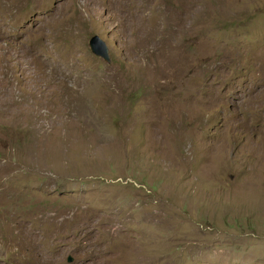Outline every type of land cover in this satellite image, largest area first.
<instances>
[{"label": "rangeland", "instance_id": "374dc122", "mask_svg": "<svg viewBox=\"0 0 264 264\" xmlns=\"http://www.w3.org/2000/svg\"><path fill=\"white\" fill-rule=\"evenodd\" d=\"M0 264H264V0H0Z\"/></svg>", "mask_w": 264, "mask_h": 264}, {"label": "water", "instance_id": "95a60500", "mask_svg": "<svg viewBox=\"0 0 264 264\" xmlns=\"http://www.w3.org/2000/svg\"><path fill=\"white\" fill-rule=\"evenodd\" d=\"M90 51L97 57L102 58L107 63L111 62L109 50L106 43L98 36L93 35L88 41ZM68 261H72V257L68 258Z\"/></svg>", "mask_w": 264, "mask_h": 264}]
</instances>
